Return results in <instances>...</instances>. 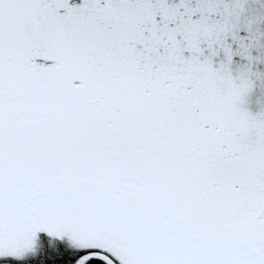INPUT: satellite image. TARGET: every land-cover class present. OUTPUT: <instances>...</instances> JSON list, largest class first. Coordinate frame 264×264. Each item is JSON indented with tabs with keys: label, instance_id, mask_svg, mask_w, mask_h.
<instances>
[{
	"label": "snow or ice",
	"instance_id": "1",
	"mask_svg": "<svg viewBox=\"0 0 264 264\" xmlns=\"http://www.w3.org/2000/svg\"><path fill=\"white\" fill-rule=\"evenodd\" d=\"M0 264H264V0H0Z\"/></svg>",
	"mask_w": 264,
	"mask_h": 264
}]
</instances>
